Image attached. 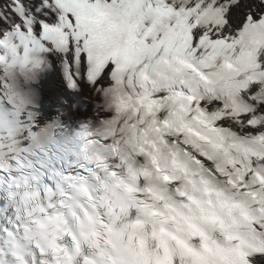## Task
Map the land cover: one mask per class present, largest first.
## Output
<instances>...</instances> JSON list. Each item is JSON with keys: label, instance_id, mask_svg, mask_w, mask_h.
<instances>
[{"label": "snow or ice", "instance_id": "obj_1", "mask_svg": "<svg viewBox=\"0 0 264 264\" xmlns=\"http://www.w3.org/2000/svg\"><path fill=\"white\" fill-rule=\"evenodd\" d=\"M133 2L0 0V43L10 44L15 53H25L26 49L36 52L46 41H53L68 63L67 87L76 91L83 79L93 90L99 88L102 95L118 83L135 87L146 66L162 59L175 60L177 63L171 71L179 75L185 72L199 74L201 68L214 67L220 58H224L225 66L231 67L230 58L251 55L254 60L251 67L264 73V0H141L139 9L143 26L140 37L151 51L125 59L114 52L103 51L99 42L94 44L103 32V27L95 20L101 14L119 20ZM148 29L152 31L148 32ZM41 34H44V40H40ZM35 62L39 64L40 60ZM77 66L78 71L75 70ZM190 80L195 82V76H190ZM261 93H264V81L254 78L246 89L253 110L239 114L238 118L225 110L218 123L259 129L261 125L256 122V117H264V98L257 99ZM71 103L72 96L56 81L51 82L41 108L29 114L33 135L27 141L28 150L41 155L58 150L64 126L73 123ZM190 103L199 109L209 101L191 96ZM213 103L224 108L221 101ZM209 108L212 110L210 105ZM88 111H91V104ZM36 112H42V115H36ZM260 180L264 184V177ZM258 255L264 258V252Z\"/></svg>", "mask_w": 264, "mask_h": 264}, {"label": "bare ground", "instance_id": "obj_2", "mask_svg": "<svg viewBox=\"0 0 264 264\" xmlns=\"http://www.w3.org/2000/svg\"><path fill=\"white\" fill-rule=\"evenodd\" d=\"M53 81H56L65 93H67L69 96H72L71 108L73 107V103L77 100L78 97L86 96L91 101L94 98L92 91H90L89 89H84V87L82 88V90L80 92L71 93V92L66 91L64 88V79H63L60 71L57 69V67H54V69L49 72V74L43 80V84L41 81V84L44 85V90H45L44 97L46 95V92L48 90L49 85ZM64 102L67 104L68 100L65 98ZM71 110L73 113V117H72L73 122L75 124H80V123L86 121L87 119H89L90 117L94 116L95 114H98L100 109L97 106H95L94 104H91V111L90 112L88 111L87 106L79 107L78 110L80 111V113H78V114L73 112V108ZM83 112H86L87 114L83 113ZM255 259H259V260L264 262V258L261 259L259 257H255Z\"/></svg>", "mask_w": 264, "mask_h": 264}, {"label": "clouds", "instance_id": "obj_3", "mask_svg": "<svg viewBox=\"0 0 264 264\" xmlns=\"http://www.w3.org/2000/svg\"><path fill=\"white\" fill-rule=\"evenodd\" d=\"M167 150L164 148L163 145L157 144L154 149V155L156 158L160 161L161 164L164 163V157ZM179 156H177V160H179ZM196 195H204L203 193H197ZM245 214H248L245 212ZM118 255L120 257H123L127 260L128 264H135V256H134V250L131 247L125 248L121 250Z\"/></svg>", "mask_w": 264, "mask_h": 264}, {"label": "trees", "instance_id": "obj_4", "mask_svg": "<svg viewBox=\"0 0 264 264\" xmlns=\"http://www.w3.org/2000/svg\"><path fill=\"white\" fill-rule=\"evenodd\" d=\"M86 105H87V102H85V100H79V101L77 102V104H76V109H75V111H76L77 113H80V111L78 110V108L81 107V106H86Z\"/></svg>", "mask_w": 264, "mask_h": 264}, {"label": "rangeland", "instance_id": "obj_5", "mask_svg": "<svg viewBox=\"0 0 264 264\" xmlns=\"http://www.w3.org/2000/svg\"><path fill=\"white\" fill-rule=\"evenodd\" d=\"M86 98V97H85ZM87 99V98H86ZM83 113H86V112H83ZM78 114V113H77Z\"/></svg>", "mask_w": 264, "mask_h": 264}]
</instances>
